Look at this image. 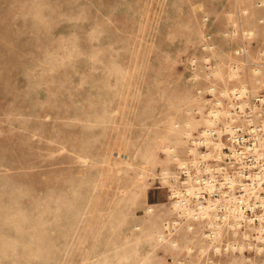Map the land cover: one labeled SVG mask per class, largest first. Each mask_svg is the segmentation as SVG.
<instances>
[{
	"label": "rangeland",
	"instance_id": "rangeland-1",
	"mask_svg": "<svg viewBox=\"0 0 264 264\" xmlns=\"http://www.w3.org/2000/svg\"><path fill=\"white\" fill-rule=\"evenodd\" d=\"M262 60L264 0H0V264L264 262L180 177L198 90Z\"/></svg>",
	"mask_w": 264,
	"mask_h": 264
},
{
	"label": "built area",
	"instance_id": "built-area-1",
	"mask_svg": "<svg viewBox=\"0 0 264 264\" xmlns=\"http://www.w3.org/2000/svg\"><path fill=\"white\" fill-rule=\"evenodd\" d=\"M214 46L213 42L203 43L206 50ZM250 63L255 66L253 82L221 86L212 82L208 89L198 90L199 97H206V108L201 110L197 106L193 112L202 116L206 126L190 139L188 156L180 162V177L187 212L193 221L205 222L202 230L205 239L214 241L226 236L227 231L236 237V244L227 243L226 249L249 247L261 255L264 253V60ZM216 73L218 70L209 77L214 78ZM170 196L175 198L179 194Z\"/></svg>",
	"mask_w": 264,
	"mask_h": 264
}]
</instances>
